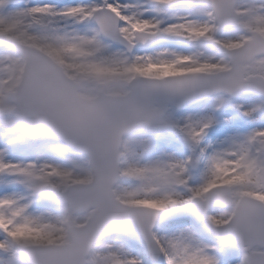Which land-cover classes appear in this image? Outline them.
<instances>
[{"label":"snow or ice","instance_id":"snow-or-ice-1","mask_svg":"<svg viewBox=\"0 0 264 264\" xmlns=\"http://www.w3.org/2000/svg\"><path fill=\"white\" fill-rule=\"evenodd\" d=\"M0 264H264V0H0Z\"/></svg>","mask_w":264,"mask_h":264}]
</instances>
